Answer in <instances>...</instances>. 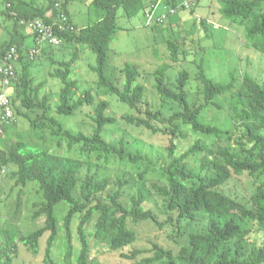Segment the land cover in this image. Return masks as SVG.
Listing matches in <instances>:
<instances>
[{"label":"trees","instance_id":"16d2710c","mask_svg":"<svg viewBox=\"0 0 264 264\" xmlns=\"http://www.w3.org/2000/svg\"><path fill=\"white\" fill-rule=\"evenodd\" d=\"M72 1L74 0H47L45 8L22 12L14 7L12 0H0V26L8 29L7 24H12L11 30L8 29L9 39L0 41V56L5 57L7 51L14 48L20 67L17 79L12 83L13 87L16 84L13 93L15 99L11 97L12 109L16 115L15 100L30 112L39 109L40 114L35 120H28L35 128L47 126L51 136L57 140L58 148L56 151L43 150L30 147L23 141H18L9 152L0 147V172L15 167L10 174L15 186L26 187L30 183L38 186L43 201L33 204L35 211L32 218L42 215L45 217L44 226L31 233L6 231L5 241L0 239V264H14L18 243L36 255L41 239L46 234L48 236L43 262L56 264L53 248L59 228L55 209L62 203L69 206L63 218L66 240L64 264H73L71 226L77 218L79 252L76 264H90L91 247L85 228L95 214L99 216L94 235L98 237L107 229L113 230L115 234L109 246L114 252L133 246L137 241V232L127 227L128 220L135 224L150 220L163 227L153 211L144 208L143 204L148 199L143 189H138L137 199L130 209L120 202L124 188L128 185L123 177L118 180L116 191L107 197V204L96 198L106 190L110 181L104 179L98 182L89 167L90 164L102 159L107 166L117 160L136 164L148 162V159H143L139 153L128 152L124 136L120 138L119 147H115L106 138V129L117 123L115 117L107 114L110 107L108 101L97 100L90 90L84 91L78 97L74 96L78 82L72 79V74L80 58L76 51L72 52L70 60H52L55 70L51 76L62 84L58 104L53 109L57 116L71 118L90 107L93 109L91 121L94 126L90 134L73 132L64 127L54 115H50L52 108L49 97H41L44 83L35 85L30 71L34 67L33 62L40 58L32 60L28 53L31 48L26 46L28 37L35 36L31 32H23L26 22L31 20H41L51 26L55 36L62 41V47L70 44L87 45L90 48L96 56V66L91 67V70L98 75V84L129 108L121 117L125 125L169 137V163L158 167L148 165L139 174L140 181L144 182L147 173H157L158 179L164 183L163 188H157L161 192L164 209L169 217L164 224L174 225L172 216H176L177 226L182 221H187V224L195 222L200 215L207 218L205 229L188 233V241L179 244L177 252L153 243L150 256L135 264H264V179H261L264 175V85L257 83L248 73L239 78L236 69L229 73L227 82H215L208 78L204 58L208 49L194 46L195 41L190 37V32L182 24L177 23L175 26L176 23L170 22L172 17L168 16L163 24L156 25L161 28L174 24L180 36L173 39L156 37L155 42L166 45L169 60L173 64L196 63L197 71L191 76L183 69L172 85L167 78V72L172 65L162 62L156 66L150 74L155 79L154 87L162 102V109L142 111L140 106L144 103L145 86L141 83L140 68L136 64L125 63L121 69L122 87L115 84V76H107L104 72L110 44L116 30L120 28L118 19L134 18L156 1L91 0L90 7L100 12L101 17L83 28H79L72 19L68 9ZM189 1L192 2L189 11L192 15L200 1ZM217 3L221 19L229 22L230 26L242 28L247 46L264 55V0H217ZM177 4H180L179 0H166L163 9L165 6L176 8ZM185 11L188 10L179 8L176 15ZM49 12L51 17L48 16ZM197 18L193 24L204 34L203 37L210 38L211 28L208 23ZM50 49L52 48L44 45L41 57ZM154 49V55L158 57L159 52L157 48ZM196 49L202 51L200 55ZM191 79L200 84L198 102L192 101L193 93L189 88ZM167 106L173 108L168 117L163 111ZM224 106L229 109L231 121L240 119L237 124L242 131V138L236 140L234 145L228 142L233 137L232 128H224L221 122L220 113ZM17 112L20 113L18 110ZM37 121L41 124L37 125ZM8 127H2V134ZM190 134L196 137L194 141H190ZM180 142L190 144V147L182 150ZM63 143L66 146L65 153L59 151ZM193 159L196 160L192 161ZM85 167L87 171L81 179L80 172ZM243 175L252 178L256 185L249 201L236 193L227 192L231 182L236 181L237 176ZM80 182L82 187L78 197L76 190ZM80 197L84 202H80ZM17 203L18 211L19 198ZM184 232L178 227L179 237ZM257 232L261 235V240L248 241ZM141 254V251H132L125 257L135 260Z\"/></svg>","mask_w":264,"mask_h":264},{"label":"rangeland","instance_id":"374dc122","mask_svg":"<svg viewBox=\"0 0 264 264\" xmlns=\"http://www.w3.org/2000/svg\"><path fill=\"white\" fill-rule=\"evenodd\" d=\"M199 1V5L192 15L189 11L181 12L172 17L170 22L176 23L175 26L177 23L182 24L184 29L190 32V37L195 41L194 46L197 45L206 50L208 49L204 57L206 59L205 70L208 78L215 82H227L229 81V73L236 69L239 78L245 73H248L257 83L264 85V55L247 46L243 38L244 31L242 28L236 25L230 26L229 22L221 19L218 12L219 4L217 0ZM12 2L14 7L22 12H33L47 6V0H12ZM90 2L91 0H74L68 5L72 19L79 28L89 26L101 17L100 12L90 7ZM162 11V7H160L157 16H160ZM146 12L147 11H141L137 16L131 19L124 17L118 19L120 28L116 30L113 41L110 44L104 73L107 76L110 74L115 76V84L122 87L123 75L121 69L125 63L136 64L142 73L141 83L145 86L144 103L140 106V110L145 111V109H150L152 111H159L162 109V102L156 93L154 87L155 79L150 72L162 62L170 63L172 67L167 72V78L173 85L180 71L186 69L188 73L193 76L197 68L196 63L182 64L180 62V64H173L169 60V53L166 45L156 43L155 39L156 37L173 39L180 36V32L177 30V27L174 28V24L166 25L161 28L155 24L149 25ZM119 14L121 15L122 11H120ZM48 16L51 17L52 14L49 12ZM197 17L204 19L208 23L207 25L211 28V31H209L211 35L210 38H206V36L203 37L204 34L202 35L193 24L194 19ZM7 27L11 30L12 24L8 23ZM8 29L0 26V41L9 39L10 34ZM23 32L29 33L28 29L24 27ZM34 45V38L31 36L28 37L26 46L32 48ZM154 48H157L156 50L159 52L158 57L154 55ZM74 51L79 53L78 55L80 56L73 68L74 71L72 74V79L78 82L74 96L78 97L84 91L90 90L97 97V100L103 99L108 101L110 107L107 114L115 117L117 123L106 129V138L112 141L115 147H119L120 138L124 136L123 139L126 142L128 152L132 154L139 153L143 159H148V162L142 161L136 164L117 160L107 166L103 164V159L90 164L89 167L92 169V173L95 174L98 182L104 179H109L110 181V185L106 190L98 194L96 198L102 203L107 204L109 202L107 197L116 191L117 182L123 177L127 180L128 185L124 188L120 202H122L127 209H130L134 200L137 199L138 189L141 188L148 199L143 204L144 208L152 210L157 221L163 223V227L161 228L158 224L150 220L140 224H135L128 220L127 227L137 232V241L133 246L114 252L111 251L109 246L110 240L115 234L113 230L107 229L98 237L94 235L99 216V214H95L90 224L86 225L85 228L91 247L90 264H135L143 258L150 256L153 243H157L164 249H171L177 252L179 244H185L188 241V233L196 230L203 231L205 229L207 226V218L204 215H200L195 222L188 223L189 225L187 221H182L177 226V218L176 216H172L174 225L171 223L164 224L169 217L164 209V200L161 196V192L157 189L163 188L164 183L158 179L159 174H153L150 172L151 170H149L150 173H147L144 182L140 181L139 174L148 165L158 167L169 163L167 149L170 144V139L166 136L152 134L145 129L127 126L121 121L122 115L128 112L129 108L121 104L115 95L110 94L105 88L98 84V75L91 70V67L96 66V56L87 45L74 46L64 44L63 47L50 49L48 52H45L46 57H41L43 55L41 54L39 60L33 62L34 67L32 66L30 71L34 76L35 85L42 82L44 83L41 97L43 95L49 97V105L52 108L50 115H54L64 127L69 128L73 132L82 131L90 134L94 126L91 121L93 109L90 107L79 111L71 118L57 116L53 109L58 104V95L62 88V84L58 79L51 76V73L55 70V65L52 63V60H70V55ZM198 51L200 55L202 51ZM4 52H6V50ZM3 63L4 57L0 56V67ZM13 66L19 75V62H13ZM191 80L189 88L193 93L192 101L198 102L200 101V84L193 79ZM15 88L16 84H14V89ZM12 97L15 99L14 94ZM15 104V121L9 125L3 134H1V149L9 152L18 141H23L33 148L50 151L58 150V148H56L57 140L51 136L48 127L43 126L42 128H35L28 120V118H34L35 120V117L40 114V110L34 109L30 112L24 108L19 101L15 100ZM223 108L224 109L220 113L221 122H223L224 128H232L233 137L232 140L228 142L234 145L236 140L242 138V131L237 124L240 122V119L231 121L229 119L230 114L228 107L224 106ZM17 110L20 113H18ZM163 111L165 116L168 117L173 112V108L167 106L163 108ZM36 124L40 125L41 123L37 121ZM195 138V136L190 134V141H194ZM224 144H226V142ZM188 146L190 147V144L180 142L182 150L186 149ZM65 149L66 146L63 143L59 151L65 153ZM195 160L196 159H193L192 161ZM15 169V167H10L0 172V239L2 241H5L4 237L7 230L28 234L43 227L45 223V217L43 215L36 219L32 218L35 211L33 204L43 201V196L39 192V187L35 183H30L26 187L15 186V181L10 176ZM86 171V167L81 170V179L84 178ZM261 179H264V175ZM235 180L236 181L231 182L228 186L227 192L236 193L246 201H249L250 196L256 188L253 182L254 180L247 175L237 176ZM81 187L82 183L80 182L76 190V195L78 197ZM18 198L20 199V207L17 211ZM80 202H84L82 197H80ZM68 208L69 206L67 204L62 203L55 209L59 228L58 237L53 248V259L56 264H64L66 240L63 218ZM78 222L79 219L77 218L71 226L73 264H76V258L79 252V239L77 236ZM178 227L185 231L182 237L177 235ZM254 228L257 230L256 227ZM256 234L257 235L247 240L252 241L256 239L259 242L262 237H260L261 235H259V232ZM47 236L46 234L41 239L39 250L36 255L18 243L14 254V264H44L43 259ZM132 251H141L142 254L135 260L126 258L125 256L130 255Z\"/></svg>","mask_w":264,"mask_h":264},{"label":"built area","instance_id":"2783aa9c","mask_svg":"<svg viewBox=\"0 0 264 264\" xmlns=\"http://www.w3.org/2000/svg\"><path fill=\"white\" fill-rule=\"evenodd\" d=\"M155 3H150V7L146 10V17L148 24H163L168 16L173 17L177 14L179 8L190 11L192 8V2L189 0H179L180 4L177 7L168 8L165 6L166 0H155ZM160 7L162 12L160 16H156ZM156 13V14H155ZM66 19L64 18V22ZM26 28L29 32L34 34L35 45L28 50L29 56L32 60L38 59L41 56L42 48L44 45L56 49L62 45V41L58 39L54 34V29L44 24L41 20H31L26 22ZM69 27V26H68ZM69 29L72 30L70 27ZM18 61L16 50L11 48L7 51L4 57V63L0 67V86L2 92L0 93V134H2V127L4 125L9 126L15 121V113L12 109L11 97L14 91L12 83L17 78V72L13 66V62Z\"/></svg>","mask_w":264,"mask_h":264},{"label":"crops","instance_id":"0c3cea01","mask_svg":"<svg viewBox=\"0 0 264 264\" xmlns=\"http://www.w3.org/2000/svg\"><path fill=\"white\" fill-rule=\"evenodd\" d=\"M147 1H149V2H150L151 0H147Z\"/></svg>","mask_w":264,"mask_h":264},{"label":"clouds","instance_id":"9594fccd","mask_svg":"<svg viewBox=\"0 0 264 264\" xmlns=\"http://www.w3.org/2000/svg\"><path fill=\"white\" fill-rule=\"evenodd\" d=\"M13 93H14V91H13ZM12 96H13V94H12Z\"/></svg>","mask_w":264,"mask_h":264}]
</instances>
